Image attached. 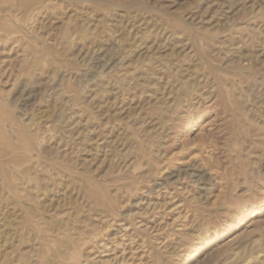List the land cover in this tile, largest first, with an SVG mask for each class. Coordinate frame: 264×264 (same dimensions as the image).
<instances>
[{"label":"rangeland","instance_id":"1","mask_svg":"<svg viewBox=\"0 0 264 264\" xmlns=\"http://www.w3.org/2000/svg\"><path fill=\"white\" fill-rule=\"evenodd\" d=\"M0 264H264V0H0Z\"/></svg>","mask_w":264,"mask_h":264}]
</instances>
